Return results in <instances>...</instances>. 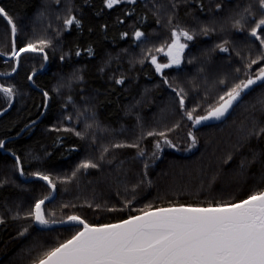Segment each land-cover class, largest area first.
<instances>
[{
    "label": "trees",
    "instance_id": "16d2710c",
    "mask_svg": "<svg viewBox=\"0 0 264 264\" xmlns=\"http://www.w3.org/2000/svg\"><path fill=\"white\" fill-rule=\"evenodd\" d=\"M154 2L167 4L168 0H137L135 6L124 4L117 5L113 9H107L104 0H61L59 5L55 0H0V6L6 8L17 24L18 46L40 36L52 40L51 47L45 49L49 55L47 65L42 53L29 52L21 56L20 65L14 73L12 69L16 67L15 61L9 59L8 55H0V83L12 84L17 89V95L10 102L11 107L8 106L9 101L6 97L0 93V112L3 113L0 115V139L5 141L15 138L26 128V125L41 118V121L27 130L23 136L6 143L9 151L0 150V180L7 177L9 181L0 188V215L6 214L5 202L9 207H15L17 202L23 207H28L34 203L35 198L48 191L47 186L40 181L25 182L24 177L25 180L21 179L13 168L15 161L4 152L10 154L15 152L21 156L26 173L39 169L52 172L54 175L70 176L80 160L86 156L99 155L100 143H107L113 139L134 141L140 133L138 118L145 129H163L166 126L171 127L176 122L181 123V128L171 133L170 138L181 148L188 146L185 134L189 130L190 122L182 118V113L173 100L174 94L162 83L154 67L148 62L144 65L137 62L141 48L131 36L134 23L138 22L137 26L141 30H147L151 42L159 43L168 36L166 28L155 24V16L150 10ZM203 2L206 6H213L218 0H203ZM219 2L225 4L219 13L201 15L196 11L194 14L199 15L200 20L203 21H207L211 15H216L219 22L225 23L228 32L216 31L208 36L198 35L193 42H190V48L185 52L186 56L191 54L197 57L196 61L192 65H182L179 69L165 70V74L170 79L175 77L189 91V107L192 103L202 101L205 87L211 90V82L228 70L225 59L228 53H220L217 50L211 54L209 60H206L202 55L205 50L222 43V37L227 36L229 39L235 38V43L242 50L247 51L243 45L245 34L231 29L228 17L238 3L242 6L251 3L255 8L256 0H219ZM42 3L47 4L51 9L49 14L51 28L47 27L49 18H45L43 22L36 19L37 9ZM145 3L148 7H144ZM69 5L74 9L73 15L82 20L83 30L73 26L70 31H64L61 36H57L56 27L61 21L56 20V14H63ZM185 7L188 5H181L182 20L187 25H195L196 22L191 17L184 15ZM192 7L197 8L198 5L193 4ZM133 8L135 9L133 15L128 16L127 10ZM255 10L259 16V9L255 8ZM142 14L148 17L146 21H141ZM117 17H120L124 23H118ZM105 23L108 25L107 29L102 27ZM121 31H129V37L122 38ZM11 42V26L0 16V52L10 53ZM254 43L258 46V41ZM77 44L81 49L79 57L74 55ZM89 45L94 49V56H89L87 53ZM70 49L73 55L66 56L62 62L60 56ZM109 59L110 64H106ZM41 64L44 65L43 69H40ZM201 66L205 68L203 73L198 70ZM101 67L104 68L103 72L99 70ZM33 70L37 72L33 77L35 84L27 79ZM256 70L254 65L253 71ZM76 71L84 76V82H73L71 92L66 87H62L57 92L58 82L62 79L67 80ZM121 75L125 77V84H115L113 77L118 79ZM44 90L50 95L47 108L43 106ZM261 91L255 86L254 91L245 97V102L235 108L228 119L194 129L197 132L198 144L191 151H176L165 147L160 158L149 169L152 186L143 188V203L136 204V207H143L144 204L149 203L155 206H168L170 203L206 206L208 203L244 197L249 191L264 186V169L259 163L253 165L252 175L238 173L235 165L240 153H236L232 161L224 163L227 155L234 152L242 123L253 114L264 119L258 110L253 112L251 108ZM69 94L81 109L85 103L82 97H88V103L95 105L96 119L101 128L108 131L89 129L83 140L73 133L49 131L52 127L72 126H75L77 131H84L83 118L77 124L75 119L69 122L61 115V113L73 112L71 105L67 108L63 107L65 98ZM137 101L141 102L137 103ZM91 132H95L98 138L95 145L88 138ZM57 137L62 138V142H57L58 147L54 144ZM154 141V137H146L142 146L150 152ZM73 145L77 146L78 150L71 151L70 147ZM46 151L51 152V156L45 155ZM117 151L121 154L120 158L125 160V167L131 170L130 174H135L142 168L140 158L133 159L136 149L123 148ZM241 152L249 154L247 148L242 149ZM105 167L109 166L105 165ZM105 177L106 173L89 170L87 174L79 175L72 183L67 185L58 183L55 199L45 207L56 211L57 217L61 210L76 212L92 223L115 222L120 217H126L127 210L108 212L103 209L94 210L84 204L85 197L91 200L93 196L96 202L101 204L105 201L109 205L116 204L115 189ZM29 178L34 177L27 179ZM62 203L75 204L77 207L61 209ZM22 223L24 221L11 220L10 214H7L6 224L0 225V264H30L32 256L41 250L39 247L33 248V245L41 243L46 246L51 245L58 238L66 239L71 235L66 228L43 230L35 225L30 229L28 236L17 237Z\"/></svg>",
    "mask_w": 264,
    "mask_h": 264
},
{
    "label": "snow or ice",
    "instance_id": "6c2138e0",
    "mask_svg": "<svg viewBox=\"0 0 264 264\" xmlns=\"http://www.w3.org/2000/svg\"><path fill=\"white\" fill-rule=\"evenodd\" d=\"M59 5L61 0H55ZM137 5V0H104L107 9H113L117 5ZM188 5L183 9L184 15L191 17L195 25H187L181 18V5ZM198 5L193 8L192 5ZM144 7H148L145 3ZM225 4L216 2L213 6H206L203 0H168V3L154 2L151 11L155 16V24L166 28L168 36L159 43L149 40L147 30H141L137 23L133 24L131 36L137 46L141 48L140 57L137 61L141 65L148 62L154 67L155 72L160 75L162 83L174 94L173 100L182 113V118L190 122L189 130L186 132L188 146L181 148L180 145L170 138V134L181 128V123L176 122L171 127L163 129H145L139 118L137 123L140 133L132 142L111 140L98 145V156H86L72 170L71 175H54L49 171L37 169L32 172H25L21 156L12 152L15 158L13 168L21 177L27 179L34 177L43 181L48 191L40 197L35 198L34 203L28 207H23L20 202L15 203V207H9L4 203L5 215H0V225L6 224L7 214L13 221H24L20 225L17 237H26L30 234V229L35 225L41 228H51L52 225H63L71 233L69 238L57 239L51 245L43 243L33 245L39 247L30 264H264V186L249 191L244 197L231 201H219L208 203L206 206L193 204H169L168 206H155L144 204L143 207H136V204L143 203V188L151 187L152 180L149 178L150 167L160 158L164 148H172L176 151H191L198 144L197 125H202L209 121H224L228 119L235 108L240 107L245 102V97L254 91V86H258L262 91L251 105L253 112L259 111L264 116V0H256L255 8L259 9V16L253 4H237L228 17L230 28L238 33H244L243 45L247 51L242 50L235 43V38L222 37V43H217L214 48L205 50L202 55L209 60L211 54L219 50L220 53H228L227 71L217 76L211 82L209 90L205 87L202 101H197L189 107V91L186 90L175 77L169 78L165 74V69L181 68L182 65H192L197 57L189 54L185 55L198 35L208 36L212 32H228L225 23L219 22L216 15H211L207 21L200 20L201 15L208 13H219ZM50 7L43 4L37 9L36 19L43 22L49 18ZM73 7L69 5L63 14L57 13L56 20L61 21L56 27V35L61 36L64 31H70L73 26L83 30V22L76 15H73ZM135 9L127 10V15H133ZM0 16L6 19L11 26V50L0 52V55H8L19 67L22 53H42L43 60L47 62L49 55L45 51L51 47L52 40L46 36H40L35 40H29L22 46L17 45L16 36L18 32L17 24L12 15L4 6H0ZM141 21H146L148 17L141 15ZM117 22L123 24L124 21L117 17ZM47 27L51 28L52 23L49 18ZM107 29L108 25H102ZM91 31V29H89ZM155 33V30H153ZM129 31H121L122 38H128ZM252 38V39H250ZM258 41V46L254 43ZM255 49V51H253ZM127 51V49H125ZM89 56H94L95 52L91 45L87 47ZM232 53L235 55L233 56ZM73 55L70 49L60 56L63 62L66 56ZM76 57L81 55L80 46L76 45L74 52ZM163 57V60H161ZM110 59L105 63L110 64ZM257 70L253 71V66ZM13 67L12 71H16ZM44 65H40L43 69ZM101 72L104 68L99 69ZM199 72L203 73L205 68L201 66ZM36 70L27 77L35 84ZM6 75V74H5ZM115 80V84L124 85L125 77L121 75ZM73 82H84V76L79 71L73 72L67 80H61L57 84L56 91L66 87L71 92ZM205 79V84H207ZM193 81V88H195ZM83 92V89H81ZM0 93L9 101L17 95L14 85L0 83ZM45 108L48 107L50 99L49 92L43 91ZM85 103L83 108L77 105L76 101L69 94L63 107L72 106L73 112L61 113L65 120L76 123L83 118L84 131H77L72 127H52L49 131L73 133L80 139L86 138L89 129L96 128L102 131L100 123L96 119L95 105L88 103V97H82ZM141 101H137L140 103ZM0 115H3L0 112ZM91 120V123H89ZM33 124L36 121H32ZM25 127H28L27 125ZM146 137H154L155 141L152 150L142 146ZM92 143L97 144L95 132L88 136ZM62 142L61 137L54 141L56 146ZM255 141V146H253ZM264 119L255 114L250 115L238 132L237 142L234 145V152L227 155L224 163L234 159L236 153H240V158L235 167L241 175H252L253 165L259 163L264 169ZM123 148L136 149L135 158H140L142 168L135 174H130L131 170L125 167V160L120 158L117 151ZM248 149L249 154L241 152ZM0 149L9 151L5 141L0 139ZM71 151L78 150L77 146L70 147ZM51 156V152L44 153ZM39 159V157H33ZM105 165L109 167H105ZM89 170L106 173V181L115 189L116 204L109 205L96 202L95 196L90 200L85 197L84 204L88 208L108 212H124L126 217H120L115 222L92 223L76 212H64L61 210L59 217L57 212L45 207L46 202H52L57 192L58 183L69 184L78 179L79 175L87 174ZM7 177L0 180V188L8 183ZM83 206V205H81ZM75 208L77 205L62 203L61 209ZM134 213V214H133ZM31 254V249L29 250Z\"/></svg>",
    "mask_w": 264,
    "mask_h": 264
},
{
    "label": "water",
    "instance_id": "95a60500",
    "mask_svg": "<svg viewBox=\"0 0 264 264\" xmlns=\"http://www.w3.org/2000/svg\"><path fill=\"white\" fill-rule=\"evenodd\" d=\"M6 20V19H5ZM31 53V52H30ZM23 54H25V53H22L21 54V56L23 55ZM10 59V58H9ZM46 65H47V62H46ZM16 70H17V67H16ZM165 70H167V69H165ZM15 73V72H14ZM37 75V74H36ZM159 75V74H158ZM255 87V86H254ZM41 121V118L38 120V121H36V123L35 124H30V125H28V127H26V128H24L22 131H21V133L18 135V136H16L15 138H12V139H7V140H5V144L7 143V142H10V141H13V140H15V139H17V138H20L21 136H23L24 135V133L27 131V130H29L30 128H32L33 126H35V125H37L39 122ZM218 122H221V121H209V122H205L204 124H202V125H197L196 126V130L197 129H199V128H202V127H204V126H208V125H210V124H214V123H218ZM1 151H3V149H0ZM5 154H7L9 157H11L14 161H15V158H14V156L12 155V154H10V153H7V152H4ZM20 178L21 179H23V180H25L23 177H21L20 176ZM33 181H39V180H37L36 178H29V179H26L25 180V182H33ZM40 182H42V183H44L43 181H40ZM45 184V183H44ZM55 197H56V194H55V196H54V199H55ZM47 203H49V202H46V204ZM38 228H40V229H43V230H54V229H60V228H66L65 226H63V225H59V224H57V225H52L51 226V228H41L40 226H38V225H36Z\"/></svg>",
    "mask_w": 264,
    "mask_h": 264
}]
</instances>
